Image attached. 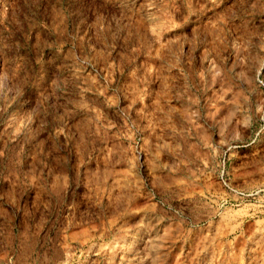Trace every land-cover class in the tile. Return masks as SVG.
<instances>
[{
    "label": "rangeland",
    "instance_id": "1",
    "mask_svg": "<svg viewBox=\"0 0 264 264\" xmlns=\"http://www.w3.org/2000/svg\"><path fill=\"white\" fill-rule=\"evenodd\" d=\"M0 264H264V0H0Z\"/></svg>",
    "mask_w": 264,
    "mask_h": 264
},
{
    "label": "built area",
    "instance_id": "2",
    "mask_svg": "<svg viewBox=\"0 0 264 264\" xmlns=\"http://www.w3.org/2000/svg\"><path fill=\"white\" fill-rule=\"evenodd\" d=\"M260 84H262V83L260 82Z\"/></svg>",
    "mask_w": 264,
    "mask_h": 264
},
{
    "label": "bare ground",
    "instance_id": "3",
    "mask_svg": "<svg viewBox=\"0 0 264 264\" xmlns=\"http://www.w3.org/2000/svg\"><path fill=\"white\" fill-rule=\"evenodd\" d=\"M136 244V243H135Z\"/></svg>",
    "mask_w": 264,
    "mask_h": 264
}]
</instances>
